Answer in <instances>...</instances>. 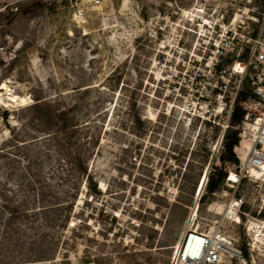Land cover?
<instances>
[{
    "label": "rangeland",
    "instance_id": "rangeland-1",
    "mask_svg": "<svg viewBox=\"0 0 264 264\" xmlns=\"http://www.w3.org/2000/svg\"><path fill=\"white\" fill-rule=\"evenodd\" d=\"M262 10L0 0V264H170L192 220L211 228L231 197L241 221L222 229L242 257L221 264H264L245 223L264 219V179L226 181L235 130L210 123L207 67L210 20L253 35Z\"/></svg>",
    "mask_w": 264,
    "mask_h": 264
},
{
    "label": "built area",
    "instance_id": "built-area-1",
    "mask_svg": "<svg viewBox=\"0 0 264 264\" xmlns=\"http://www.w3.org/2000/svg\"><path fill=\"white\" fill-rule=\"evenodd\" d=\"M222 19L223 16L221 22L210 20V25L207 24L210 28L209 110L210 123L222 120V133L228 128L237 131L238 141L233 147L236 167L226 175L232 187L243 178L264 179V10L253 35L230 28ZM204 90L208 95L209 87ZM236 106L242 116L233 126L231 117ZM203 107L207 109V105L198 104L201 115L197 117L205 114ZM226 221H241V201L234 197L227 201L223 215L211 228L195 227L192 220L173 246L170 264H221L225 258H241V250L222 229ZM245 223L251 233L246 245L250 249L258 244L264 247V219L247 218Z\"/></svg>",
    "mask_w": 264,
    "mask_h": 264
},
{
    "label": "trees",
    "instance_id": "trees-1",
    "mask_svg": "<svg viewBox=\"0 0 264 264\" xmlns=\"http://www.w3.org/2000/svg\"><path fill=\"white\" fill-rule=\"evenodd\" d=\"M242 116V111L239 107H235V110L233 112V115L231 117V125H236L240 118ZM237 131L235 130V134H234V137L232 138V140L228 143V144H225V151L228 153V159L232 162V163H236L237 160L234 156V153H233V147L234 145L237 144ZM220 159H223V158H220ZM82 172L86 175L87 179L89 178V174L87 173V170L86 168H82ZM221 174V173H220ZM223 176L220 175V179H222ZM217 186L216 183L212 182V181H208V190H213L215 187Z\"/></svg>",
    "mask_w": 264,
    "mask_h": 264
},
{
    "label": "bare ground",
    "instance_id": "bare-ground-1",
    "mask_svg": "<svg viewBox=\"0 0 264 264\" xmlns=\"http://www.w3.org/2000/svg\"><path fill=\"white\" fill-rule=\"evenodd\" d=\"M9 101H10V102H23L24 99H22V98L18 99L17 96H13V95H11V97H9ZM24 102H25V101H24ZM231 177H233V175H231ZM205 180H206V174L203 175V178H202L201 183H200V185H199V187H200V191H201V189H202V187H203V185H204Z\"/></svg>",
    "mask_w": 264,
    "mask_h": 264
}]
</instances>
